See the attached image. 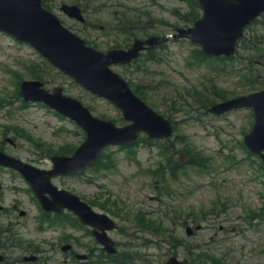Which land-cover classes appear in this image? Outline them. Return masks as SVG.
Wrapping results in <instances>:
<instances>
[{
    "label": "rangeland",
    "instance_id": "rangeland-1",
    "mask_svg": "<svg viewBox=\"0 0 264 264\" xmlns=\"http://www.w3.org/2000/svg\"><path fill=\"white\" fill-rule=\"evenodd\" d=\"M48 1L67 26L75 23L61 12L60 5L63 2L81 3L88 19L98 25L84 27L80 24L76 32L86 40L96 42L100 49L114 45L124 48L137 36L146 38L139 32L130 36L131 40L126 39L112 28L114 14L120 11L121 3L145 11L146 20L155 25L154 30H147L149 33H170L174 30L171 25L178 23L170 12L172 5H178L172 0H159L158 3L120 0V4H115L117 0ZM147 12L156 24L147 17ZM262 19L264 21V17ZM252 30L256 32V39L264 40V22L256 24ZM193 46L187 39L170 40L156 49L159 60H149L150 55L145 53L131 65H113L117 72L148 93L150 102L157 105L159 112L167 111L173 116L176 124L171 140L163 142L162 147L161 142L143 139L136 147L120 149L113 146L107 149L108 157L104 159L108 168L92 167L76 176L54 177L53 182L87 201L93 199L96 210H106L97 203L111 205L114 214L106 211L116 219L119 228L110 235L126 242L127 250L136 247L137 250H132L135 264H162L167 259L164 253L168 249L163 243L158 247L156 241L135 224L132 217L138 212L165 218L166 224L175 227L181 237L194 243L193 253L205 251L220 257L226 264H264V222L253 216V210L259 211L264 205V168L255 160L250 162L251 157L242 143L252 127L251 114L248 110H240L214 116L205 112V108L200 110L199 106L207 97L216 98V89L246 93L250 88L238 76H219L204 63H190L196 62L190 53ZM43 60L32 48L0 34V97L3 98L0 100V140L4 136L15 137L17 144L6 143V152L35 166L50 169L53 166L51 157L56 152L71 153L73 146L83 141V132L74 122L41 104H24L20 95L15 94V72H19L23 79H30V66L37 63L46 70L41 68L35 73L45 79L54 76L53 82L47 86L49 89L63 85L68 95L81 99L97 115L115 118L119 124L124 122L121 112L113 104L91 94L56 69L47 68ZM195 93L201 97L200 101L193 98ZM14 125L21 127L22 131L17 132ZM164 147L171 149L170 152L179 150L181 162L186 159V153L196 157L204 155L208 165L204 168L186 161L179 164L175 162L178 157L175 152L172 168L178 166L172 177L168 172L170 163L165 161ZM160 162L165 163L162 166H166L163 173L169 180L168 186L162 183V176L159 177L161 171L157 166ZM0 180L3 183L2 202L11 210L0 213V226H6L14 219L17 233L40 243L45 250L40 253L42 262L25 264H80L73 259L72 262L66 260L69 254L62 250V245L73 239L75 250L82 252L96 243L92 233L66 220L62 221L64 225L41 224L40 205L25 179L16 172L0 168ZM13 202L19 206L14 207V211ZM21 209L26 211L23 216L20 215ZM200 217L202 222L199 223L197 219ZM199 224L202 228L188 236L187 227L196 228ZM179 251L181 257H186L183 247ZM28 253L27 248L16 247L14 259Z\"/></svg>",
    "mask_w": 264,
    "mask_h": 264
},
{
    "label": "water",
    "instance_id": "water-1",
    "mask_svg": "<svg viewBox=\"0 0 264 264\" xmlns=\"http://www.w3.org/2000/svg\"><path fill=\"white\" fill-rule=\"evenodd\" d=\"M233 0H228L232 2ZM239 1V0H238ZM249 4L247 16L260 8H264V0H240V2ZM260 1L261 3H258ZM241 4V3H240ZM73 10V8H71ZM37 2L30 3L28 0H0V25L10 26L12 28L22 25V28L31 37L37 39L43 38L46 34L53 35L55 41L63 39L61 33L46 28L47 21L44 14L40 11ZM69 42L66 50L56 58L65 66L68 72L72 73L78 80L82 81L88 87L98 94H104L116 101L125 111L126 117L132 119L134 123L124 128H116L112 124L100 122L91 116L76 102L61 99L60 107L73 113L88 130L89 138L87 143L78 152L74 158L75 161H82L83 164L95 159L101 148L108 143L130 142L137 136L141 129L148 130L155 135H165L170 132L169 123L161 117H157L151 111L140 104L127 86L114 74L106 69L111 61L109 58L98 54L96 51H87L81 45L80 41L67 33ZM217 40L225 38V35L214 31ZM140 45H135L130 50V55L135 56ZM127 55L123 58H130ZM55 56V55H54ZM116 58V57H114ZM254 99H245V104H254ZM257 106V103L254 104ZM225 108L222 109L224 111ZM261 122L255 134L260 136L259 149L264 147V108L258 109ZM0 162H9V159L0 154ZM33 182L35 177L29 176ZM47 175L44 185L39 187L40 192L51 191L47 183ZM82 216L85 220L92 222L93 216L87 208H81ZM168 264H179L175 259H171Z\"/></svg>",
    "mask_w": 264,
    "mask_h": 264
},
{
    "label": "trees",
    "instance_id": "trees-1",
    "mask_svg": "<svg viewBox=\"0 0 264 264\" xmlns=\"http://www.w3.org/2000/svg\"><path fill=\"white\" fill-rule=\"evenodd\" d=\"M196 18H193V20H195Z\"/></svg>",
    "mask_w": 264,
    "mask_h": 264
}]
</instances>
